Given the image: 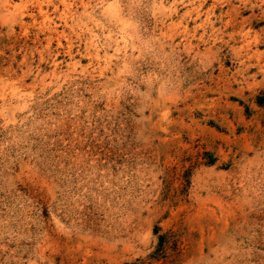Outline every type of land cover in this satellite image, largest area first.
<instances>
[{
  "label": "clouds",
  "instance_id": "9594fccd",
  "mask_svg": "<svg viewBox=\"0 0 264 264\" xmlns=\"http://www.w3.org/2000/svg\"><path fill=\"white\" fill-rule=\"evenodd\" d=\"M262 46L264 0H0V264H264Z\"/></svg>",
  "mask_w": 264,
  "mask_h": 264
},
{
  "label": "rangeland",
  "instance_id": "374dc122",
  "mask_svg": "<svg viewBox=\"0 0 264 264\" xmlns=\"http://www.w3.org/2000/svg\"><path fill=\"white\" fill-rule=\"evenodd\" d=\"M209 3H211V0H209ZM218 12H219V9H217V13H218ZM42 39H43V37H42ZM6 42H7V41H6ZM45 43H47V41H45ZM52 46L55 47V41H53ZM262 47H264V46H262ZM205 179L208 181L209 184L212 183V180H211L210 178L205 177Z\"/></svg>",
  "mask_w": 264,
  "mask_h": 264
}]
</instances>
